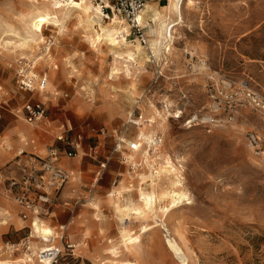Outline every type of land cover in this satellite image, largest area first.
I'll return each mask as SVG.
<instances>
[{"label": "rangeland", "instance_id": "1", "mask_svg": "<svg viewBox=\"0 0 264 264\" xmlns=\"http://www.w3.org/2000/svg\"><path fill=\"white\" fill-rule=\"evenodd\" d=\"M98 1L93 4L100 6ZM148 1L160 10L169 4ZM190 1L185 0L183 21L173 30L172 50L161 60L149 49L152 21L142 23L148 37L144 45L130 23L117 17L128 26V45L144 47L146 58L131 76L122 70L112 77L114 68L127 65L116 60L126 45L113 51L106 45L93 48L84 15L34 31L29 23L45 11V0H0V264H16L35 245L40 254L27 264H50L42 253L53 249L60 251L53 264H111L115 257L107 250L119 245L121 230L138 233L143 222L156 220L134 251L119 245L118 259L181 264L167 244L166 227L189 264H264V153L257 155L246 141L253 132L264 146V110L251 104L239 86L248 82L264 100V0ZM115 18L101 15L100 23L110 27ZM11 33L22 38L16 52L2 44L3 37L13 38ZM50 37L55 43L45 53L43 44ZM39 56L37 72L49 78L48 92H40L47 98V113L29 124L22 109L38 102V91L19 90L17 65ZM216 102L219 110L213 108ZM152 105L162 114L169 110L155 135L161 140L157 147L179 168L192 203L166 218L150 213L146 222L121 221L110 203L112 192L122 180L135 186L141 181L136 174L129 177L123 159L130 152L127 142L121 152L114 148L119 140H136L135 122L151 115ZM26 128L38 134L30 137ZM54 148L73 154L63 160L71 163L63 166L68 183L60 192L52 187L28 191L22 169L32 164L39 169ZM169 182L164 175L160 184ZM24 195L28 210L21 204ZM33 222L54 234L48 240L40 234L31 238Z\"/></svg>", "mask_w": 264, "mask_h": 264}, {"label": "bare ground", "instance_id": "2", "mask_svg": "<svg viewBox=\"0 0 264 264\" xmlns=\"http://www.w3.org/2000/svg\"><path fill=\"white\" fill-rule=\"evenodd\" d=\"M191 1L190 3H192ZM184 3L185 0H169V4L162 10L152 4H146V8L140 16L141 24L147 23L149 20L154 24L149 31L151 37L149 49L157 60L168 56L172 50L175 40L173 30L175 26H178L183 21ZM45 8V11L39 15H34L29 23L34 31L42 30V25L44 27L50 25L60 27L73 14H76L79 19L81 15H84L85 20H82L87 23V26L85 23L83 24L87 27L85 28L88 32L87 37L93 48L99 49L101 46L106 45L113 51L122 47V44L126 45V49L117 54L116 60L120 64L127 63V65H122V69L114 68L111 73L112 77L119 75L122 70L125 76H131L132 69L135 67L140 69L142 67L141 65L146 58L144 47L139 44L136 46L128 45L126 40L128 26L125 25L122 19L120 20L116 17L110 21V27L103 26L100 23L102 13L100 6L94 5L93 0H45ZM82 20L80 21L83 22ZM10 37L13 38L5 40L6 37H3L2 44L4 42V47H11L12 51L16 52L22 46V43H20L22 38L16 33H11ZM31 53H33L32 49ZM40 59H43V56H39L36 61ZM150 110L151 115L135 122L137 126L136 140L140 143V148L137 151L124 153L123 158L130 167L128 172L130 179L133 178V174H136L141 183L135 186L131 182L132 180H122L112 192L113 198L110 203L116 209L121 221L134 218L140 222H146L150 213L155 215V219L156 217L159 219L166 218L175 209L192 203V196L184 185L179 168L166 154L159 151V147L154 145L157 129L165 123L169 110L166 109L167 113L162 114L155 105H152ZM180 113L178 112L177 114ZM28 134H30V131ZM125 142L129 145L131 141L125 140ZM164 175H169L170 177V182L167 186L160 184ZM143 184H148L149 188H144ZM133 194L135 195L134 200L131 199ZM157 223L158 221L156 220L154 224ZM154 224L143 222L139 227L138 233L126 229L121 230L119 245L126 252L134 251L140 245L142 236L151 229L153 230ZM32 227L31 238L36 234H40L44 240H48L54 234L53 230L45 224L40 225L37 222H33ZM163 229L167 233L166 241L172 253L181 264H189L188 257L181 245L175 238L171 237L169 229H166V227ZM119 245L114 244L107 250L115 257L111 264H133L131 261L118 259L120 256ZM9 249L11 248L9 247ZM49 252L42 253V260L46 258L51 264ZM39 254L40 249L36 245L31 246L29 251H25L21 257L17 258L16 264L35 263L33 257ZM9 264L14 263L10 262Z\"/></svg>", "mask_w": 264, "mask_h": 264}, {"label": "built area", "instance_id": "3", "mask_svg": "<svg viewBox=\"0 0 264 264\" xmlns=\"http://www.w3.org/2000/svg\"><path fill=\"white\" fill-rule=\"evenodd\" d=\"M147 1L148 0H99L98 2L102 12L101 15L105 20H109L111 16L123 18L130 23L140 41L144 45H147L148 37L145 33V27L139 20L142 12L146 8ZM54 43L55 42L52 37L48 38L43 44V52H50ZM36 62V59L31 61L27 59L19 60L17 65V85L20 91L30 93L36 91L44 93L47 92L49 78L47 74H40L37 72ZM219 83H222L223 85L227 84L221 78H219ZM239 86L241 91L245 92V95L247 99L250 100L251 104L256 106L258 109L264 110V100L256 93H253L254 91L249 88L248 82L244 81ZM227 87L232 88L233 84L228 83ZM217 104L213 105L215 110L220 109L219 104ZM46 111L47 110L43 102L29 101L23 106L22 114L27 123L33 124L43 119L47 113ZM210 119V122L215 121L212 116ZM63 139V136L59 138L60 141H63ZM246 141L248 147L257 155H263V142L257 134L253 132L248 133ZM160 142L161 140L159 138H154V145L158 146ZM125 143L126 142L124 140H119L115 145L114 151L121 152L124 149L123 144ZM128 147L130 151H137L140 148V143L137 142V140L131 141ZM72 156V152L64 153L57 148L52 149L45 159H41L39 169L33 164L32 166H25L22 169L24 186L28 191L31 187H34L38 191H42L46 187H52L57 192H60V190L68 183L70 178L69 172L61 164V159L63 157ZM12 185L15 186L16 183H13ZM42 196L46 197H41L45 202L49 201L47 194H42ZM21 204L24 206L23 208L27 210L30 209V200H25V195L21 199ZM24 218H27L26 214H24ZM59 254L60 251L56 249L49 252V256H51V264L56 261Z\"/></svg>", "mask_w": 264, "mask_h": 264}, {"label": "crops", "instance_id": "4", "mask_svg": "<svg viewBox=\"0 0 264 264\" xmlns=\"http://www.w3.org/2000/svg\"><path fill=\"white\" fill-rule=\"evenodd\" d=\"M151 2H154V0H150ZM150 1H148V2H150ZM47 90H48V88H47ZM48 92V91H47ZM46 92V93H47ZM47 100V98H46V96L43 94V95H41L40 94V92H38V99L36 100V101H38V102H43V101H46ZM42 120V119H41ZM41 120H39V121H41ZM38 122V121H37ZM30 131V137L31 136H34V135H37L38 134V131L39 130H37V129H33V128H26V133L28 134V132ZM32 143H34V141H32ZM66 157H63L62 159H61V164H62V166H65V167H70L71 166V163L70 162H67V163H64L63 162V160L65 159ZM105 167V166H104Z\"/></svg>", "mask_w": 264, "mask_h": 264}]
</instances>
